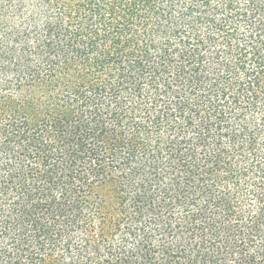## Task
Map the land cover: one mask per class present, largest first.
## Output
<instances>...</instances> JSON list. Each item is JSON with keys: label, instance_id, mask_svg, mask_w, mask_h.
I'll use <instances>...</instances> for the list:
<instances>
[{"label": "trees", "instance_id": "trees-1", "mask_svg": "<svg viewBox=\"0 0 264 264\" xmlns=\"http://www.w3.org/2000/svg\"><path fill=\"white\" fill-rule=\"evenodd\" d=\"M0 264H264V0H0Z\"/></svg>", "mask_w": 264, "mask_h": 264}]
</instances>
